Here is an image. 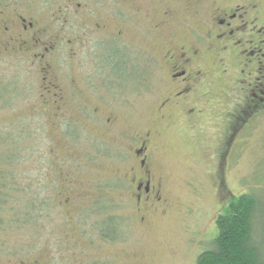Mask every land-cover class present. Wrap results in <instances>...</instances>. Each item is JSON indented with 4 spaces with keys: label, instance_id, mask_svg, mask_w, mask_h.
Wrapping results in <instances>:
<instances>
[{
    "label": "rangeland",
    "instance_id": "1",
    "mask_svg": "<svg viewBox=\"0 0 264 264\" xmlns=\"http://www.w3.org/2000/svg\"><path fill=\"white\" fill-rule=\"evenodd\" d=\"M90 8L102 19L109 14L107 5L99 0ZM178 17L181 19L180 12ZM191 17L195 32H204L206 27L199 23L200 19ZM258 20L264 19L258 15ZM174 21L177 23V19ZM183 32L181 38L188 43ZM143 34L144 52L150 57L148 90L116 91L110 86L102 90L98 83L94 84L96 66H78L73 78L78 100L83 97L58 112L65 118L43 113L45 106L33 86L34 75L27 70L28 62L24 64L22 59L21 64L11 62L0 67L3 84L11 79L24 80L16 94H0V176L11 173L18 186L25 187L22 189L27 193H19L23 201L33 192V183H51V187L67 184V191L56 198L64 205L53 211L49 223L40 222L34 234L38 236L29 240L30 249L7 254L4 246L16 249L15 245L22 243L29 232L3 230L2 226L0 264H91L96 260L101 264H196L198 255L210 249L217 233L215 220L222 208L239 195L250 193L263 203L257 239L264 256V113H260L262 109H257L256 114L249 112L247 122L243 121L242 128L235 131L233 125L241 117L244 119L242 113L253 105L242 92L245 86L236 84L245 77L240 74V61L234 59V53L228 56L210 52L214 84L209 92L213 99L198 107L205 112L191 118L172 115L164 121L156 106L164 93L166 75L152 57L149 34L146 30ZM194 47L201 52L207 45L196 42ZM59 78L66 81L62 74ZM89 81L94 95L87 92L86 96ZM86 107L98 108L99 114L90 116ZM69 124L77 131L74 140L63 130ZM152 131V169L161 185L162 198L153 211L143 204L135 205V183L130 182L134 179L130 156L136 147L132 137ZM14 142L21 149H14ZM12 148L24 157L28 155L22 165H2L4 153L12 154ZM51 162L57 163L59 170ZM61 176L70 180H59ZM99 198L108 200L109 213L118 221L121 237L117 244L100 243L94 248L75 231L73 220L76 211L84 212ZM92 220L87 215L86 225L93 226Z\"/></svg>",
    "mask_w": 264,
    "mask_h": 264
},
{
    "label": "flooded vegetation",
    "instance_id": "2",
    "mask_svg": "<svg viewBox=\"0 0 264 264\" xmlns=\"http://www.w3.org/2000/svg\"><path fill=\"white\" fill-rule=\"evenodd\" d=\"M97 1L0 0V67L4 63L21 64L22 59L24 64L28 62L33 86L45 106L43 113L65 118L58 112L69 102L82 101L83 96L78 100L73 77L75 69L86 64L96 66L92 76L97 77L94 84L102 90L105 86L116 91L148 90L150 57L144 52L143 30L153 43L150 51L154 61L156 58L166 75L164 93L156 106L161 120L167 121L172 115L201 117L205 112L198 107L213 99L209 92L214 84L210 52L235 54L240 74L245 75L236 84L245 86V99L253 103L249 112L256 114L262 109L260 113H264V20H258V15L264 19V0H99L109 9L106 19L91 10ZM191 15L205 25L204 32H195ZM196 42L207 45L206 50L196 49ZM60 74L66 81L60 80ZM23 82L0 81V94H16ZM87 92L94 95L90 81L86 96ZM86 108L90 116L99 114L98 108ZM63 130L74 140L77 131L71 124ZM151 134L153 139V131L132 137L136 147L130 156L134 164L130 182L135 183V205L143 204L153 211L162 198L161 185L152 169ZM51 165L59 170L57 163ZM65 179L70 180L62 176L59 180Z\"/></svg>",
    "mask_w": 264,
    "mask_h": 264
},
{
    "label": "trees",
    "instance_id": "3",
    "mask_svg": "<svg viewBox=\"0 0 264 264\" xmlns=\"http://www.w3.org/2000/svg\"><path fill=\"white\" fill-rule=\"evenodd\" d=\"M242 114L245 115V118L241 117L242 119L239 122L236 121L233 125L236 130L242 128L243 121L247 122L249 111L245 109ZM0 142L3 143V141ZM15 143L12 147L17 150L21 149L20 145L18 146ZM13 148L12 154L5 155V151H3L2 165L15 167L26 161L28 155L24 157L19 151L14 152L15 148ZM52 162L51 164H53ZM33 185L36 186L31 187L33 192L30 193V197L28 200L23 201L24 198H20L19 193H27L26 189H22L25 187L20 188L12 179L11 173L4 177L0 176V229L3 226V230L13 229L18 231L27 229L29 232L22 243L15 245L16 249L8 245L4 246L7 254L15 255L19 250L24 252L26 248L30 249L31 241L29 240L38 236L34 234L37 232V226L40 225V222L47 220L49 223L53 211L64 204L62 201H56V198L58 199L62 192L67 190L66 184L52 187L51 183H41L40 185L33 183ZM14 192L16 193L14 194L15 197L11 194ZM11 197L13 199H10ZM107 202V199L99 198L85 207L84 212L76 211L74 215L75 220L73 221L77 225L75 231L81 234V238L86 240L90 247L100 246V243L103 245L117 244L120 240L121 232L119 231L118 221L110 215ZM262 204L252 193L241 194L229 201L215 220L217 233L211 242L210 249L198 255L196 264H264L262 248L257 239V234H259L257 220L262 216ZM87 215H90L91 219L93 218V226L92 224L91 226L86 225ZM65 232V229H63L62 234H64V239L67 240ZM88 232L92 235H89ZM25 241L29 242L24 243ZM64 245L71 249L69 248L70 245L65 243ZM21 264L26 263L21 262ZM91 264H101V262L96 260Z\"/></svg>",
    "mask_w": 264,
    "mask_h": 264
}]
</instances>
